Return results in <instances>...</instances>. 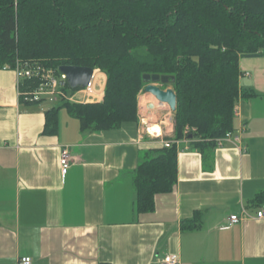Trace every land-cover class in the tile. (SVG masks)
I'll return each mask as SVG.
<instances>
[{
    "label": "crops",
    "instance_id": "crops-1",
    "mask_svg": "<svg viewBox=\"0 0 264 264\" xmlns=\"http://www.w3.org/2000/svg\"><path fill=\"white\" fill-rule=\"evenodd\" d=\"M240 69L241 87L257 94L238 103L245 151L183 143L173 191L138 214L134 175L157 145L141 124L82 130L61 108L58 132L48 134L55 105L21 103L15 73L0 68V264H162L169 254L180 264H264V220L228 227L242 206L253 216L264 209L254 203L264 192V58H242ZM99 78L96 99L76 103L103 100L107 77ZM65 147L72 161L63 176Z\"/></svg>",
    "mask_w": 264,
    "mask_h": 264
},
{
    "label": "trees",
    "instance_id": "trees-1",
    "mask_svg": "<svg viewBox=\"0 0 264 264\" xmlns=\"http://www.w3.org/2000/svg\"><path fill=\"white\" fill-rule=\"evenodd\" d=\"M242 58H264V0H0V68L21 61L58 75L71 66L107 77L101 102L47 111L48 134L58 132L61 108L82 130L138 123L144 76L159 75L175 78L165 86L177 95L174 140L215 148L237 129L239 101L257 95L240 85ZM177 175L176 145L148 148L134 175L136 212H153L156 196L172 192ZM254 203H264V192Z\"/></svg>",
    "mask_w": 264,
    "mask_h": 264
},
{
    "label": "built area",
    "instance_id": "built-area-1",
    "mask_svg": "<svg viewBox=\"0 0 264 264\" xmlns=\"http://www.w3.org/2000/svg\"><path fill=\"white\" fill-rule=\"evenodd\" d=\"M3 70H12L16 75V90L17 96L21 103L26 104H42L50 103L52 105H60L65 102H75L77 99L75 96H80L84 100L96 99V91L98 86L102 85V81L99 78L100 72L94 71V75L85 88L77 89L74 95H70V86L63 74H57L52 69H47L38 63L21 62L17 61L15 67L6 66ZM104 74V73H103ZM244 76L249 77L250 74L246 73ZM75 97V98H74ZM165 111L170 121L158 123L161 127V133L151 134L147 128V132L144 131L142 137L150 135L152 141L157 142L166 148H170L176 145L179 149L183 143H192V138L184 139L182 141L174 140L175 134V120L173 112L169 105L164 104ZM238 104L234 109L235 117L238 116ZM168 118V120H169ZM167 120V121H168ZM166 123V124H165ZM188 129V128H187ZM244 132V128H237L233 132L227 133L225 136L215 140V148H223L224 146L231 144L235 146L241 153L245 150L241 146V137ZM72 161V156L68 147L63 148L60 156V166L62 168L63 176L66 175L67 169ZM249 219L264 220V209H260L253 216L245 206L241 207L238 214L231 215L228 222V227L242 223ZM18 264H32L31 258H22ZM162 264H180V258L178 255H166L162 260Z\"/></svg>",
    "mask_w": 264,
    "mask_h": 264
},
{
    "label": "water",
    "instance_id": "water-1",
    "mask_svg": "<svg viewBox=\"0 0 264 264\" xmlns=\"http://www.w3.org/2000/svg\"><path fill=\"white\" fill-rule=\"evenodd\" d=\"M70 86L71 90L85 88L91 81L94 70L84 67L63 66L60 68ZM144 81L148 84L144 90L145 93L152 94L160 103L170 106L173 113L177 111V95L171 87L163 90L161 85H169L175 78L159 75H145Z\"/></svg>",
    "mask_w": 264,
    "mask_h": 264
},
{
    "label": "rangeland",
    "instance_id": "rangeland-1",
    "mask_svg": "<svg viewBox=\"0 0 264 264\" xmlns=\"http://www.w3.org/2000/svg\"><path fill=\"white\" fill-rule=\"evenodd\" d=\"M166 85H161V88L163 90H165V87ZM69 94L70 95H74L75 93L70 90L69 91ZM147 93H145L144 91L142 92V94L140 95L139 99H138V116H139V119H138V124H141L142 128L144 131L147 132V128H148V124L152 123V124H158V123H164V122H169L170 121V118L167 116V111H165L162 107V109L160 110V113H152V116L147 118L148 120H146V117L144 116V113L142 112V108H141V104H140V100H141V97L143 95H146ZM153 99H154V104L155 105H160V102L152 95ZM50 104V103H49ZM52 105V104H51ZM56 106V105H55ZM145 117V118H144ZM173 117H174V120H175V113H173ZM169 118V120H168ZM168 120V121H167ZM235 124H236V120H235ZM148 138H150L149 136L150 135H146Z\"/></svg>",
    "mask_w": 264,
    "mask_h": 264
},
{
    "label": "bare ground",
    "instance_id": "bare-ground-1",
    "mask_svg": "<svg viewBox=\"0 0 264 264\" xmlns=\"http://www.w3.org/2000/svg\"><path fill=\"white\" fill-rule=\"evenodd\" d=\"M140 104H141L142 112L144 113V116L146 117V120H148L147 118L152 116V113H158V112L160 113V110L162 109V107L163 109H165L166 107L162 103H160L159 106L155 105L152 94H149V93L141 97ZM148 130L151 134H154V135L161 133V127L158 126L157 124H152V123L148 124Z\"/></svg>",
    "mask_w": 264,
    "mask_h": 264
}]
</instances>
